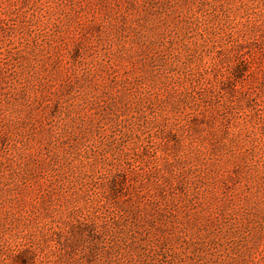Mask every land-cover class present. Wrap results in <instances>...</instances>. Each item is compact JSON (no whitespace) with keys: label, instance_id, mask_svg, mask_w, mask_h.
Returning <instances> with one entry per match:
<instances>
[{"label":"rangeland","instance_id":"1","mask_svg":"<svg viewBox=\"0 0 264 264\" xmlns=\"http://www.w3.org/2000/svg\"><path fill=\"white\" fill-rule=\"evenodd\" d=\"M0 264H264V0H0Z\"/></svg>","mask_w":264,"mask_h":264}]
</instances>
